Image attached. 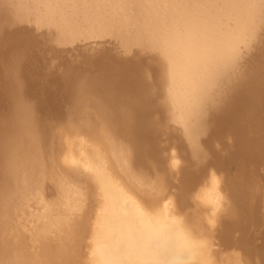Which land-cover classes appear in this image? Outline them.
I'll return each instance as SVG.
<instances>
[{
    "label": "bare ground",
    "instance_id": "6f19581e",
    "mask_svg": "<svg viewBox=\"0 0 264 264\" xmlns=\"http://www.w3.org/2000/svg\"><path fill=\"white\" fill-rule=\"evenodd\" d=\"M10 2L11 4L13 3V5L10 6ZM24 2H26L25 3L26 6L27 4L31 6V7L25 6L26 8L30 7V9L23 8ZM8 12L10 13L8 14ZM24 12L27 13L26 15H24V18L26 20V21L24 20L25 22L29 21V19H26L25 16H27L28 13H30L34 16L33 18L31 17L32 15L30 14L28 15L29 18L31 17L30 21L31 19H35L37 17H38L37 18L38 23L42 21L41 25L39 24V27L45 26V24L43 23H46L47 21V23H49L48 26L55 27L62 34H74L75 35V33L78 32L76 34L78 36V34L82 31L84 32L87 31V33L98 32V34L99 33L105 34L106 32V34L110 33L112 35H115L119 39H121L123 41V44H135V45L139 44V46L143 45V46L149 47V49L151 48V51H153L154 53L156 52L157 54L156 56H158L159 58V62H158L159 66H156V68L159 67L158 77L160 76V80H159L160 83L156 79L155 81H158V83L161 84V87H160L161 88L160 95H162V98H161L162 101H160L161 105L164 107V111L166 112V115H168V117L174 123H177V125L179 124L181 126L180 129H182L184 133L183 136L184 137L186 136L190 144L191 154L193 156L191 157L194 159V163L198 162L200 158H202V154L200 151L201 148L198 146L200 142L198 140H199V136L202 133H205V131L208 130V128L211 126V121H212V124L216 128L221 129L222 128L221 126H224V125L226 128V124L239 123L240 121L238 122L237 121L238 119L239 120L243 119L245 121L246 120L251 121L253 117H254L253 119H256L258 118L256 117L257 116L256 114H258L259 110L261 113H263L264 109L262 108H264L263 106L264 105L263 104L264 102V70L262 69V67L264 65V0H13V1L12 0H0L1 16L3 15L2 13H4V15L7 14L9 16V17L7 16V19H11L12 16H14L12 18L16 19L17 16L15 15H20L21 13L24 14ZM10 14H11V17H10ZM5 18L6 16L4 17V19L0 17V22L6 21V23L9 26L8 27V30H9V28L11 27L10 25L12 24V23L10 24L9 22H11L12 20L7 21V19L5 20ZM19 18L20 16L18 17L17 20L21 23ZM22 18H23V15H22ZM15 19L13 20V24H14ZM18 21H17V24H18ZM32 22H34V20ZM47 23H46V26H47ZM37 24L35 26H37ZM2 26H0V31H1ZM4 26H5V23H4ZM48 28L49 27H47V29ZM48 32H50V30L47 31V33ZM262 32H263V35L261 34ZM2 33H3V30H2ZM12 34H15V33H12ZM110 34L108 35L110 36ZM86 35H89V34H86ZM51 36L54 37L55 39V36H53V34ZM72 37L74 38L73 35ZM56 39H58V37ZM56 39H55V42H56ZM0 40H2V38H0ZM58 40H60V38ZM66 41L68 42V40ZM63 42H65V40ZM252 47L255 49L254 51L257 52L258 54V55L256 53L254 54L256 55V57L254 56V58H256V62L258 60L262 62V63L260 62L262 64V67L261 65L260 66L254 65L252 68L250 67L252 70L255 68L257 69V67L258 68L261 67L259 72L256 70L252 71L250 69V71L252 72L255 71L254 74L250 72L249 69L248 70L247 68L245 69V66L248 63L247 64L245 63L246 65H244V63L242 62L245 70L239 65L240 57L242 54H244L242 53L241 49L250 48L251 50L249 51L251 52ZM256 47H259V48L256 49ZM149 49H146V50L149 51ZM256 50H259V51H256ZM249 51L247 50L246 52H248L250 54V58H252L251 57L253 56L251 55L252 52L250 53ZM98 57H101V56H98ZM242 57H243L242 59H244L243 55ZM254 58L252 59L254 60ZM87 60H89V58H87ZM94 61H99V58L98 60L94 59ZM103 61L104 60H102V62ZM129 63L130 62H127L128 65L133 64V63L131 64ZM260 63L258 62V64ZM94 64L96 63L92 62V66ZM99 64H102V63H98V66ZM112 64H110V66ZM89 65L87 63V69L88 67H92L91 63H89ZM106 65H108V63ZM106 65L104 66L107 67ZM124 65H126V63ZM133 65L137 66L135 63ZM113 66L111 68L109 67L107 68L109 70L110 69L112 70ZM239 66L240 68L243 69V70L241 69L242 72L240 71ZM126 68L130 70L129 67H126ZM134 68L132 67L131 70L133 71ZM106 69L105 71H108L109 74L110 72H113L111 70L109 72V70H106ZM139 69L141 70V68ZM129 70L126 71L125 69L127 73L129 72ZM131 70H130V74L132 75H136L138 72H140L137 69L138 71L135 70L136 72L134 74L131 72ZM243 71L244 72L249 71L250 73H244ZM122 72L124 73L123 70ZM70 73L68 74V76L70 75ZM127 73L126 75H123L124 78L119 75L118 78L120 80L118 78L117 79L121 81L122 78L125 80V76H127V78L131 76V75L128 76ZM71 74H72L70 75L72 76L71 79L75 78L73 76V72ZM51 75L53 77L54 74L52 73ZM54 76L55 77L53 79L55 83L53 82V85L59 82L61 83L63 82L64 84H66L65 80L67 79H64V78H69V81L71 80L70 77L60 76L62 80L64 79L63 81H60L61 78L59 80L57 79L59 77L56 78V75ZM154 76L155 78H158L156 77V75ZM52 77L50 78L52 79ZM132 77H135V76H132ZM87 78L89 79V81H91L89 77ZM87 78L84 79L83 81L85 82L86 80V83H84L85 85L89 84V81L87 83ZM92 78L94 79V76H92ZM99 78L100 77H98V80L101 79ZM152 78L154 77L152 76ZM53 79L51 81H53ZM76 79L75 80L73 79V80L75 82L80 81ZM143 79L145 80L144 77ZM7 80L10 81V79H7ZM45 80L47 81V79ZM45 80H41V81L45 82ZM50 80L46 82L47 84L50 82L49 85L52 84ZM95 80L96 79H94V81H91L90 83L93 82V85H94V82L97 81ZM128 80L130 81L129 78ZM11 81L10 83L13 85V80ZM69 81L67 80V82ZM81 81L79 84L80 87L77 86L75 83H73L72 84L73 88H75L74 87L75 85H76V88L79 87L76 90L80 89L81 86L83 88V86L85 85L83 83L81 85ZM114 81L116 82L115 79ZM119 81L116 82L115 84L113 82L112 84L114 86L116 84L118 85V83L120 84ZM155 81H153V84H157V82ZM131 82L132 80L130 81V83ZM16 83L15 85L17 86ZM71 83H67V84H70V86L69 85L67 86L72 87ZM44 84H42L41 89L43 88ZM127 84L128 83H126L125 85ZM153 84L152 86H155ZM12 85L11 86L5 85V86L9 87V89L10 87H13V88L16 87L15 85L14 86ZM53 85H50V86H53ZM89 85L92 86V84H89ZM117 85H116L117 88L115 87L116 89H119L121 88L120 86H122V85L120 86L118 85L119 86L118 87ZM137 85H135L136 88H137ZM142 85L144 86L145 84H142ZM148 85L146 86V89H148L147 88ZM98 86L99 85H97L96 87L98 88ZM114 86L113 87L111 86V88L109 86H106V87L101 86V87L102 88L108 87L109 89L113 90L112 88H114ZM152 86L149 87L150 90L153 88ZM58 87H63V85L58 86ZM88 87L87 89H83V91L84 92L86 91L87 93V94L85 93L86 94V96L84 95L85 97H88L89 95H91L92 97V95L93 96L95 95V98L94 97L92 98L98 99V97H100L101 95L105 96V97L103 96L100 97V99L102 98L103 101H100V99L98 100L96 99L97 101L93 99L91 100L90 96L88 98L91 100L92 103H94L93 101H95L94 104H96V106L92 105L91 108H93V106L97 107L95 110H93L95 116L91 112L93 116L95 117V120H94V117L91 116L92 114H89V112H87L88 108L86 109L85 108L86 106L81 104L83 99L81 97L80 98L78 97L79 92L77 96L74 94L75 98L77 97L78 99L76 98V101H72L73 105H74V102H77L75 103V105L76 104L78 105L79 104L78 102L81 101L80 105L84 106V110H81V111H85L86 109L85 111L86 113L80 112V109H77L74 106H72L75 108V110L76 109L79 110L80 113H84V115L81 116V119L79 120V122H76L78 120L77 118H74V116L76 115L75 113L77 112V110L76 111L73 110L75 112V113L72 112L74 114L73 120L75 119L76 120L68 121L70 122L68 123L69 126H67V124L65 126L66 131H70V133L68 134L67 132H65V135L68 134L66 135V139L64 138L65 136L61 137L63 131L59 132L61 133V135L57 136V138L59 139L55 137V139H57L60 142H63L65 140V142L63 143L58 142L59 147H61L60 149L63 150L64 154L63 152L61 153L62 150L60 152L57 150L58 151V153L56 152L57 155L59 153L63 155H61L60 157H57L55 153H54L55 155H53L52 154L53 152L51 151L52 149L50 150L49 148L50 145H49L48 148L51 151V152L49 151L51 153L49 156L51 158L48 155L47 156L49 158L45 156L47 161L45 160L44 156H42L43 149L40 150L41 149L40 147H43L44 146L43 144H45L43 142H46L45 147H44L45 151L44 150L43 151L44 153L47 151L46 145H47V141H49L50 139L48 137L47 141L44 139L43 141L42 138H45L46 132L47 134L49 133L51 134L52 131L50 132L49 129H48L49 131H45L46 129L44 128L45 129L44 130L43 127L41 130V127H39V125L37 124L36 119H34L35 117L34 115H37V114L36 113L34 114L33 112L34 114L33 115L32 112H30L34 110V108L33 109L31 108L32 110H29V109L27 110V107H25L26 109L22 108L20 104L21 98L19 99V103H18V100L14 101L15 103L12 102L13 105L16 104L14 111L17 116L14 115V117H12V118H15V122L13 121L14 124L11 125L10 127L7 124L8 128L4 127L2 130L3 131L2 136L0 135L3 138L9 136V134L11 135L10 138H6L7 140L6 143L3 142L0 145V156H1L2 165H3V174H2V179L0 181V264H211V263L213 264L214 260H216L215 262L217 263L218 260L215 259V255H213V253L211 252L213 245L210 244L212 243L210 242V240L212 241V239L210 238L213 237L214 234L213 236H211L210 234L211 236L210 237L208 234V231H209L208 228L210 229L214 226L213 228L215 229L217 225L219 226V224H224L222 223V221L224 222L228 221L226 222L225 226L223 225V229L225 227L224 229L226 230L225 232L229 233L232 231V233H234L233 231L237 229V227L240 228V224H239L240 220L246 215H252L254 213L255 203H250L251 198L250 200H248L249 197L248 198L246 197L245 190L247 188L245 184L239 183L237 180L236 182L233 181L234 184H232L233 182L231 183L229 182L231 180H229L228 184L229 183L232 184V187L230 186L232 190L229 188H228V191H225L224 188H222V190H224L225 193L226 192L230 193V191L233 192L231 194L232 195L234 194L235 197L228 196L230 198L234 197L233 200L232 198L230 200L226 198V194H225V198H226L225 199L224 197H221V195L222 194L224 195V193H222L220 196L218 195V193L222 192V190L219 187L221 191L218 192L219 191L218 184L217 182H215V180H218L217 177L214 176L216 178L215 179L213 178V175L209 173L210 174V175L208 174L209 178L206 175V177L208 178L207 181H208L209 186H207V188L205 189H202V190L200 189L199 191L195 190V192L197 191L196 194L192 193L191 195H189L188 192H191V191L186 189L188 188L187 186L189 184H192L193 180L195 182V179L198 178L197 176L200 177L201 175L204 174L203 169H205V167L204 168L199 167L198 169L196 168V170L192 166L189 167V164L187 165V167H184V168L180 167L181 163H178V161L177 162L173 161V159L176 156H178L177 154L176 156L174 154V158L172 157L173 159L171 158L173 162L171 164H168V166L170 165L171 167V168L169 167V169L171 170L172 168L174 169V171L172 170L173 172L171 170H169L170 172H168V170H164L165 168L163 167L164 162H162V166L160 167L155 163V159L158 157L159 152H157L158 150L154 146V144L157 142L154 143L152 140L153 139L152 137L155 135H158L159 130L156 125L157 123L155 121L149 120L150 118H147L148 112L151 110H149V108L147 110L143 106L144 105L143 99L144 98L147 99L146 96L145 97L143 96L145 95L144 93L145 89L141 90V87L138 88V90L140 89L144 93L143 95L137 94V95H140L139 98L141 96L143 97V99H141L142 97L140 98L143 101V103L140 102L139 104H136L139 102L138 100L140 99L138 98H137L138 100L136 99L138 102L131 100V96L129 95L130 93L128 92H127L128 94H126L125 92L120 98L117 97V99H115L116 97L112 96L113 97L112 98L111 96H109L112 93V92L110 93L109 89H105L104 91L105 92L108 91L110 94H108V92H107L108 95L100 94V91L102 90V88L101 90L99 88V90L95 91L96 87L94 88L92 86L95 92L99 91L97 95L99 94L100 95L96 96V93L95 94L93 93L94 92L93 89H90V91L92 90L93 92L88 94L89 92V91L87 92V90L89 89ZM128 87L130 88L129 84H128ZM13 88H12V91H13L12 95H14L17 92V91L15 92V89L17 87L14 88V90ZM18 88H19V85H18ZM52 88L54 89V86ZM73 88H72V91H73ZM129 88L128 90L127 89L123 90L121 88V90L119 89V91L122 92L123 90L124 92L127 90L131 92V95H132V90ZM46 89L45 91L48 90ZM62 89L60 90L59 93L65 90L64 87ZM69 89L71 91V88ZM17 90L19 91L20 89H17ZM67 90H65V92ZM4 91L6 90L4 89ZM79 91H82V90H79ZM141 91L139 92L141 93ZM133 92L135 91L133 90ZM7 93L8 91L5 94ZM69 93L70 92H68V94ZM101 93H104V92L102 91ZM42 94L43 93H41V96ZM50 94H53V93L50 92ZM82 94L84 93L82 92ZM117 94L121 95L120 93H117ZM125 94L126 96L129 95V98L127 97L128 99L126 98ZM150 94L148 95L149 97L148 100H146L147 102L152 101L153 97H156L157 99L158 96L154 95L153 93L150 96ZM70 95L71 93L69 94V96ZM16 96L17 95H15V97L13 96V98L16 99ZM19 96L21 95L19 94ZM81 96L84 98L83 95ZM48 97H51V96L44 97V99L45 98L48 99ZM60 98H63V97H60ZM88 99L84 98V101L86 100L89 101ZM63 100L61 99V101ZM70 100H72V98ZM157 100H153V105H152V102L149 103V105L151 104L150 106L151 108L156 106ZM59 101L60 100H58V102ZM133 101L136 103H134ZM100 102H103V103L100 104ZM23 103L25 104V102ZM54 104L52 103V105ZM65 104L66 103L64 102V105ZM25 105L28 106V104H25ZM57 105H60V104H57ZM86 105L87 107L91 106V105L88 106L89 104H86ZM46 106L47 105L45 103L44 107ZM82 106H79V107H82ZM12 109L14 108H11V110ZM79 112H77V114H79ZM6 115L8 116V113ZM78 116L80 115H77V117ZM96 117L98 118L96 119ZM259 122L261 123V121ZM259 122L257 123V125H259ZM71 123H74L75 125L73 124L70 125ZM246 123L249 126L248 121H246ZM255 124H252L253 127L256 126ZM7 125L4 124V126H7ZM40 126H43V125H40ZM232 127H234V125ZM238 127H241V128H239L238 130L239 133L237 134L238 136H236L237 140L235 138V141L238 142V143L235 142L238 145V148H236V151L230 152V153L228 152L227 153L228 157L227 156H224L227 158L223 157L225 159V162L223 160H220V157L219 159L215 158L218 156L216 153L217 156H214L215 161L220 160L219 161L220 163L222 161L221 165L222 164L226 165L229 162H233L237 160L236 158H240V159L242 158V161L238 159L239 163L241 162L242 164L238 166L239 164L238 163L237 166L243 167L244 163L249 162L253 156L254 157L256 156L254 153H253L254 155L252 154L253 151H250L252 146L254 147L256 146V149L259 150L260 154L262 155V156L259 155L261 156L260 159H263V163H264V126H262V128H260L259 126V128L262 130H260L261 133L258 132L260 133V135L257 136L256 138L255 137L250 138L252 135V131H251V134L250 132L248 134V136L250 135V137H248L247 134L245 135L244 130H247V129L248 131L252 130L250 127H247V129L242 128V126H238ZM0 128H1V125H0ZM241 129H243V131ZM40 130L45 131V134L43 132L42 134ZM61 130L62 128L60 129V131ZM226 130L224 129V131ZM231 130L232 129L228 131H231ZM236 130L237 128L233 129L234 132ZM8 131H10L11 133L9 132V134L7 135ZM54 132L56 133V131H53L52 133ZM40 133L44 136H42ZM83 133H84V136L82 135ZM53 135L56 136L57 134H53ZM86 135L90 136L89 140H91L92 137L95 138L94 140L97 141V144H99L100 147L95 142L94 143L96 145H89L90 144L89 142H88L89 144L86 145L84 142V140H86L85 138L88 137V136L85 137ZM224 135L222 134L223 137ZM53 137L51 136V138ZM82 137L84 140L82 139ZM223 137H221V139ZM154 139L156 140L155 137ZM218 140H220V138H218ZM2 141H4V139ZM51 143L52 142L50 141V143L48 144H51ZM54 143L52 147L56 145V147L58 148L57 143H55V145ZM203 143L204 141L201 142L200 144L202 145ZM92 146H95V147H92ZM157 146L159 147V144ZM205 146L203 148H205ZM185 147H186V144H185ZM256 149L253 148V150L257 151ZM49 152L47 154H49ZM161 152L162 151H160V153ZM250 152L251 154H249ZM259 152L257 151L255 153H259ZM44 155H46V153ZM52 157H54L55 159L57 157V159L55 160ZM158 159L159 158H157V161ZM183 159H185L184 156H183ZM210 162L212 163V160ZM61 163L63 165L64 164L68 165L67 166L68 168L63 167L65 168V170L62 169L63 165ZM177 163L179 164V166ZM186 163L185 162L183 163L184 166ZM257 164H259V162ZM58 165H62V166L59 167ZM217 166L219 168V165ZM208 169L210 171V168ZM222 169L224 170V168ZM81 170L84 171V173L87 172V176L86 174L84 175V173H82ZM140 171H142L143 173H140ZM174 172H176V174ZM243 172L245 173L244 170ZM146 173L148 176L149 174L150 176H153L152 178L153 181L149 182L151 180L149 178L151 177L147 178L148 176L146 175ZM169 173L171 174L173 173L174 175L180 174L181 177L180 176L178 177L181 179L184 177V179H186V182L184 180L183 181L178 180V181L184 182L182 185H184L185 183H188L189 181V184L185 186L186 187L185 189L181 187V185L178 182V185H180L179 187L183 188L184 190L183 189L180 190L179 188V191H178L179 193L177 194L179 196L176 195L177 198L178 197L180 198L182 196L181 197L182 200L180 199L181 203L176 205V202L179 200V198L177 199L176 202L172 203L173 205L175 203L177 208L175 206H172V204H171L172 207L169 206L170 204L168 203L166 205L163 204L165 200L168 199L169 201V197H170L169 192L171 189L168 190L169 189L168 184L169 185L171 184L170 178L173 176L170 175ZM215 174L216 176L218 175L217 173ZM74 177L76 179L77 177L81 179L85 177L89 181V182L87 181L88 185L90 182L92 183L91 189H93L95 193V197H96V203H95L96 211L94 214H91L92 210L90 207V210H91L90 214L92 215V217H90L89 211H88V214L86 213L87 215L79 213V211L82 210L84 206L83 201L85 202L88 199L86 200L84 199L86 198L85 197L86 195L82 194L81 191H85V190L82 188L80 189V185H78L79 188H77V186H74L75 184L72 185V187L74 186V188H71L69 186L68 181L71 178L75 179ZM178 177L174 179V182H176V184H177L176 180ZM242 177L243 176L241 175L240 179H243ZM205 178L204 179L201 178L203 180V183L206 182ZM46 179L49 182H53L55 186L54 188L55 190H57V194H58L57 199H59L60 202H58L57 199L56 200L54 199V200L56 202V205L57 203L60 205L61 210L59 209V206L57 205L58 207L57 209L60 212L56 211V213L58 212L61 214H59L60 215L58 216L59 218H56L57 216L55 217L54 214L55 215H58V214L53 212L54 213L53 216L55 219L52 218L53 219L52 220L51 218H49V215H48V212L50 211L49 212L50 214L51 210L46 209L47 215H45L46 214L45 212L43 213H44V216H47L50 219V221L49 219L47 220L46 217L45 218L42 217V215L40 217L44 218L46 222L48 221L50 223L43 224L42 223V221L44 222V219H43L41 220V223L43 225L46 224V226L42 225L40 226L41 228H39V225L37 224L38 225L37 226L35 224V227H38L39 230L37 229L36 231L37 233L33 234L32 236L33 238L31 239V242L27 243L28 240L26 239L24 242V239H23L24 234L21 235L20 234L21 232L18 231L20 228L17 230L16 227L18 226L16 225L15 227L16 230H15L12 228L15 225L12 226V224L17 223L16 219L20 216L21 217L24 216L22 219H25V214H27V211H25L26 209L24 205L25 204L27 205V203L31 202L29 201L30 199H33V201L34 199L36 201H40L39 199L41 200L44 199L46 192L44 193L45 195L43 196L42 193L44 191L42 192V189L44 188L43 185ZM147 179L149 180L147 181ZM220 179L221 180L219 181V184L221 185V182L224 179L222 178ZM85 180L83 181L84 183H86ZM232 180H235V179H232ZM224 182L225 180L223 181V183ZM74 183H75V180H74ZM81 183L82 181L79 182V184ZM144 184H146L148 187ZM176 184H173V187L174 185L176 186ZM88 185L87 183L84 184L85 187H87ZM142 185L144 186V188L146 187L147 189L145 188L146 190L144 189V191H142L143 188H141V190H139ZM46 187L47 186H45V188ZM48 187H49V184H48ZM88 187H89L88 188L89 190L90 186ZM166 187H167L166 190L168 191L165 190ZM173 187L171 186V188ZM199 187L203 188V186H199ZM75 188L80 190L81 194L84 195V198L83 196L81 197V194H79L80 192H78L79 195L77 194V192L75 191ZM249 188H250V185H249ZM48 190L50 191V189ZM55 190H52V192H54ZM87 191L83 193H87ZM138 191H141L139 196L138 194L136 195L141 199V200L139 199L140 201L135 196V193H138ZM89 192L90 191H88V193ZM147 192L150 194V196L147 195L148 194ZM141 193H143L144 197L147 195L148 197H150V199L147 197H145L147 199L141 198L142 196ZM252 193L254 194L255 191ZM257 195H260V194H256V196L255 195L254 196L259 198L260 196L258 197ZM95 197H94V200H95ZM183 197H185V199ZM220 197L222 198V200ZM252 198L253 200L255 199L254 197ZM223 199L226 200L223 202L224 205L225 204L228 205V203L232 201L233 202L232 204L229 205V207L225 205V207L226 206L227 207L224 208V205H222L221 203ZM50 200L52 201V199ZM89 200H91V202L94 201L92 200V198H90ZM142 200H146V202H141ZM170 201H172V198ZM52 202L50 204V201H49L50 208L53 207ZM40 204L42 205L41 201H40ZM88 204L90 205V203ZM91 204L93 207L94 206L93 203ZM56 205L54 203L55 207ZM191 205L193 209L189 207ZM207 206H208V209L210 208L213 210L211 212V210L209 209V212L211 213L216 212V214L210 213L209 215H207L208 214ZM23 207H24V213L22 211ZM55 207L53 209L57 210ZM202 207L204 209L206 208L207 212L205 211L203 212L202 210L204 209ZM220 207H222L223 210L225 209V211H222ZM39 209L38 211H40ZM53 209L52 211H55ZM182 209H187V210L189 209L191 213H189V211L188 213H184L187 210H185L184 212H181ZM218 209H220L222 212L218 211ZM87 210L89 209H86V211ZM215 210L218 211L219 215L217 214V211ZM224 212H226V214ZM20 214H24V215L22 216ZM76 214L78 215V217ZM202 214L204 216H202ZM224 214L227 215L228 218L226 217V219H224L225 218L224 216V217H221L224 219L222 220L219 216L224 215ZM241 214H242V217H240ZM243 214L245 216H243ZM30 215L31 214L26 215V216L29 217ZM63 215H64V218L62 217ZM211 215L212 217L213 215L214 216L216 215V219H218V221L219 219H221V223H219L220 221L218 222L216 220L217 224L216 222L215 223L212 222L214 223L213 225L211 223V221L213 220V218L210 217ZM91 218H93V220ZM26 219H27L26 221L28 222L29 218L26 217ZM243 219H246V218H243ZM87 221H88V224L89 222L92 221L89 224L90 227L87 224L88 228H86L85 226V223H87ZM206 221L209 222L210 225L212 224V226H209V224L206 223ZM203 222H205V224L209 226V227L207 226L208 228L206 227L207 230L204 229L205 227L203 228ZM32 223L34 224L33 220H32ZM10 226L13 230H15V232L8 229L10 228ZM35 227L33 228V230H36ZM213 228L210 230H214ZM24 229H27V227ZM9 230L13 232V235L10 234V232H8ZM24 231H26L27 233V230H24ZM52 232L56 234L55 238L53 237L55 234L52 236L53 234ZM210 232L213 233L214 231H210ZM226 236H229V235L225 234V237ZM86 237L88 239L87 244L85 243ZM225 239H229V238H225ZM82 241H84V244H86V249L84 251L82 249V246H83ZM215 242H213V244ZM209 244L211 245L210 246L211 254H209V247H208ZM239 244H241V242ZM217 246H215L216 249H218ZM221 247H219V250ZM251 248H253V246ZM263 249H264V246H263ZM215 251H214V254H215ZM226 252H227V249H226ZM233 252L231 254H234ZM219 254L221 253L219 252ZM211 255H212V258L214 257V259L212 260L213 262H210L212 259L210 258ZM222 256H223V253H222ZM208 258L210 259V261H208ZM238 260L237 262L236 260L235 261L232 260L233 263H230V262L229 263L230 264H240L239 263L240 261ZM259 260H260V256H259ZM249 261L251 263V260ZM227 262L223 264H227ZM245 262L246 264L247 263L250 264L247 261ZM220 263L221 262H218V264ZM258 263H255V264H258Z\"/></svg>",
    "mask_w": 264,
    "mask_h": 264
},
{
    "label": "rangeland",
    "instance_id": "374dc122",
    "mask_svg": "<svg viewBox=\"0 0 264 264\" xmlns=\"http://www.w3.org/2000/svg\"><path fill=\"white\" fill-rule=\"evenodd\" d=\"M13 1V0H12ZM25 3L26 2H24V5H23V8H26L27 6H30L29 4H27V6L25 5ZM11 5H13V3L11 4V2H10V6ZM15 5V4H14ZM26 6V7H25ZM31 7V6H30ZM30 7L29 8H26V9H30ZM12 8V7H11ZM26 11V10H25ZM29 12V11H28ZM10 12H8V14H9ZM3 15L1 16V14H0V17H2L3 19H4V17L6 16V18H5V20L7 19V14H5L4 15V13H2ZM27 13H25L24 12V14L23 13H21L20 15H15V16H17V18L15 19V18H12V17H14V16H12L11 17V14H10V17H11V19H7V21H10V20H12L11 22H9L10 24V28H9V30H8V24L6 23V21L4 22V21H1L0 22V26H4V23H5V26L3 27H1V31H0V38H2V40H0V125H1V128H0V135L2 136V130H3V128L4 127H6V128H8V125H9V127L11 126V125H13L14 124V122H15V118H12V117H14V115H16V113H15V105L16 104H12V102L13 103H15L14 101H17L18 100V103H19V99L21 98L22 100H23V102H25V104H28V106H26L23 102H22V100L20 99V101H21V107L22 108H24V109H26L25 107H27V110L29 109V110H32L33 108H34V110H32V111H30V112H32V114H33V112H34V114L36 113L37 115H34L35 117L36 116H38V117H34V119H36V122H37V124L39 125V127H41V130H42V127H43V129L45 130V131H49L50 130V132L52 131H56V133L54 132V133H52L51 132V134L49 133V134H47V132H46V134H45V131H41V133L43 132L44 134H45V138H42V140L44 139V140H46L47 141V138L49 137V141H47V145H46V149H47V151L49 152L51 149V151L53 152L52 154L53 155H57V153H58V151L60 152L62 149H60L61 147H59V144H58V142H60V141H58L57 139H59V138H57V136H59V135H61V133H59V132H62L63 131V133H62V135H61V137H64L65 139H66V135H68L69 133H70V131H66V128H65V126H66V124H67V126H69L68 125V123H70V122H68V121H71V120H73L74 118H77V120L78 121H76V122H79V120L81 119V116L82 115H84V113H80V112H85L86 111V109H87V112H89V114H94V112H93V110H95L97 107H95L96 106V104H94L95 103V101H93L94 103H92L91 102V100L93 99V100H96V99H94L95 98V95L93 96L92 95V97H94V98H92L91 97V95H89L90 96V99H88L89 98V96L88 97H85L86 96V91L84 92L83 91V89H87V87L88 86H90V87H96L97 85H99L98 86V88L96 89L95 88V91H97V90H99V88H100V90H101V88L103 87V86H109L110 88H111V86L113 87L114 85L112 84L113 82H114V84L116 83V82H118L120 79L118 78L119 77V75L121 76V77H123V75H126V71H128L129 69H127L126 67H129L130 68V70L132 69V67L134 68V66L135 65H133L134 63L138 66V64H139V68H141V70L137 67V66H135V68L133 69V71L131 70V72L132 73H134L135 74V72L136 71H140V72H138L137 74H138V76H137V74L136 75H132V74H130V70H129V72L127 73L128 74V76L129 75H131V76H129L128 78L130 79V81L132 80V82L130 83V81L128 80V78H127V76H125V80L122 78V82L121 81H119L120 82V84L118 83V85L120 86V85H122V86H120L123 90L124 89H127L128 90V84L130 85V88L129 89H131L132 90V95H131V92H129V91H124L123 92V90H122V92L121 91H119V89L121 90V88H119V89H116L117 87H116V85L114 86V88H112L113 90H111V89H109L108 87L107 88H102V90L100 91V94H107V92H105L104 90L105 89H109L110 90V93L112 92H114V93H116V94H110L109 92H108V94H110L109 96H113V97H116L115 99H117V97H121L125 92H126V94H128V93H130L129 95L131 96V100H134V101H137L138 99H140L139 98V96L140 95H137V94H144L145 93V95H143L144 97L146 96V98L147 99H143V97L141 98V99H143V101H144V103H143V101L140 99V100H138L137 102L138 103H136V102H134V103H136V104H139L140 102H142L144 105V107H145V109H147L148 110V108H149V110H151V111H149L148 112V116H147V118H150L149 120H151V121H155L157 124V127H158V135H155V136H153L152 138V140H153V142L155 143V142H157V143H153L154 144V146L157 148V152H159L158 153V157L157 158H159L158 159V161H157V158L155 159V163L160 167V166H162V162H164L163 163V167H165L164 168V170H168V172H170L169 170H171V169H169V167H170V165L168 166V164H171L173 161L175 162H177L178 161V163H181V165L185 162H187L186 164H185V166H184V164L181 166L180 165V167H187V165L189 164V167L190 166H192V167H194L195 168V170H196V168L198 169L199 167H202V168H204L205 167V169H203L204 170V174L203 175H201L200 177L199 176H197L198 178L197 179H195V182H196V184H195V182H194V180H193V183L192 184H189V181H188V183H185L184 185H182L184 182H182L183 180L186 182V179H184V177L181 179V178H179L178 176H180V174L179 175H174L173 173L171 174V173H169L170 175H172L173 177H171V178H173V179H171L170 178V183L172 184H168V190H170V192H169V196L172 198V201H170L171 200V198L169 197V201H168V199L167 200H165L164 202H163V204L164 205H166L167 203L168 204H170L169 206H171V204L173 203V202H176L177 201V199L179 198H177V196H179V195H177L179 192V188H180V190L181 189H185L186 187L185 186H187L188 184V188H186L187 190H190L191 192H188V194L189 195H191L192 193L194 194H196L197 193V191H199L200 189L202 190V189H205V188H207V186H209V184H208V176L211 174V175H213V178H215V177H217V179L218 180H215V182H217V184H218V189H219V191L218 192H220L221 190H222V188H224V190L225 191H228V188L229 189H231V187H232V184H234V182H236V180L239 182V183H243V184H245V186H246V190H245V193H246V197L248 198V200H250V198H251V201H250V203H255V210H254V213L252 214V215H244L243 214V216H245V217H243V218H246V219H241L240 220V228L239 227H237V229H235L233 232L236 234H234V233H232V231L231 232H229V233H227V232H225L226 230H224L225 229V227H224V229H223V225L225 226V224H226V222H228V221H226V222H224V221H222V223H224V224H219V226L217 225V227H215V229L214 230H210V229H212V228H208L209 226H212V224L214 225V223L216 222V224H217V221H218V219H216V215L214 216L213 215V217H212V215L210 216V217H212L213 218V220L211 221V223L212 222H214V223H212L211 225L209 224V222H207L206 221V223H208L209 224V226L207 225V224H205V222H203V228L205 229V230H207L206 229V227L208 228V234H209V236H210V234H211V236H213V234H214V236L213 237H211L210 239H212V241L210 240V242H212V243H210V244H212L213 246V248L210 250V244H209V254H211L210 253V251L213 253V255H215V259H217L218 260V262H221L220 264H223V263H226L227 261V264L230 262V263H233V261L232 260H236V262H237V260L238 261H240L239 263L241 264H246V262L245 261H247V262H249L250 263V261L249 260H251V263L250 264H255V263H258V264H264V249H263V246H264V220H263V218H264V214H262V213H264V168H263V166H264V163H263V159H260L261 158V154H260V152H259V150H257L256 149V146L254 147V146H252V148H251V150L250 151H253L252 152V154L254 153L256 156L254 157H252V159L249 161V162H246V163H244V165H243V167L242 166H240V167H238L240 164H242L241 162L239 163V161H238V159H240V158H236L237 160H235V161H233V162H229V163H227L226 165L224 164H222L221 165V163H222V161H221V163L219 162L220 160H223L224 162H225V159L224 158H227L228 157V152L230 153V152H234V151H236V148H238V145H237V141H235V138H236V136H238L237 134L239 133V128H241V127H238V126H242V128H245V129H247V127H250L252 130H250V131H248V129L247 130H244V133H245V135L247 134V136H248V134H249V132H250V134H251V131H252V135H251V137H250V135L248 136V137H250V138H252V137H257V136H259L260 135V133H261V131L260 130H262V129H260V128H262V126H264V110H263V113H261L260 112V110H259V112H258V114H256L255 116L256 117H258V118H256V119H251V121H253V122H251L250 120H246V121H248V124H249V126L247 125V123H246V121L245 120H243V119H238L237 121L240 123H237L238 124V126H237V124H226V128H225V125L224 126H221L222 128L220 129V128H216L213 124H212V121H211V126L210 127H212V128H208V130H206L205 131V133H202L200 136H199V142L201 143V142H203L204 141V143L201 145L199 142V144H198V146L201 148L200 149V151H201V154H202V158H200V160L198 161V162H195L194 163V159L192 158L193 156H192V154H191V148H190V144H189V142H188V140H187V138H186V136L184 137L183 135H184V133H183V131H182V129H180L181 128V126L178 124L177 125V123H174L169 117H168V115H166V112L164 111V107L161 105V102L160 101H162V95H160L161 94V91H160V87H161V84H159L160 83V76L158 77V72H159V70H158V68L159 67H157L156 68V66H159V58H158V56H156L157 54H156V52L154 53L153 51H151V48L149 49V47H146V46H143V45H140L139 46V44H123V41L121 40V39H119L118 37H116L115 35H112V34H110V33H107L106 34V32H105V34L103 33V34H98V32H89V33H87V31H82V32H80L79 34L82 36H80L79 34H78V36L76 35L77 33H75V35L77 36H75L74 34H62L60 31H58L55 27H53V26H48V24L49 23H47V21H46V23H47V26H46V23H43V24H45V26H41V27H39V24L41 25V22L42 21H40V23H38L37 22V18H35V19H31V21H30V18L31 17H33L34 18V16L32 15V14H30V13H28V15L30 14V15H32L30 18H29V16H28V18H27V16H25L26 17V19H29V21H27V22H25L26 20H25V18H24V15H26ZM22 15H23V18H22ZM20 16V21H21V23L17 20L18 19V17ZM9 17V16H8ZM3 19H1V20H3ZM15 19V21H14V24H13V20ZM18 21V24H17V21ZM25 20V21H24ZM34 20V22H32ZM23 21V22H22ZM36 21V22H35ZM4 22V23H3ZM30 22V23H29ZM45 22V21H44ZM1 23H2V25H1ZM16 23V24H15ZM32 23H34V24H32ZM37 24V26H35L36 24ZM6 24H7V26H6ZM42 24V25H43ZM47 27H49L48 29H47ZM3 28V29H2ZM7 28V29H6ZM52 28V29H51ZM12 29V30H11ZM18 29V30H17ZM2 30H3V33H2ZM49 31L50 30V32H48L47 33V31ZM51 31H52V33H51ZM5 32V33H4ZM19 32V33H18ZM12 33H15V34H12ZM82 33V34H81ZM94 33V34H93ZM4 34V35H3ZM12 34V35H11ZM53 34V36H55V39L58 37V39L60 38V40H62V41H60V40H58V39H56V42H55V39H54V37H52L51 35ZM56 34H58V35H56ZM85 34V35H84ZM86 34H89V35H86ZM92 34V35H91ZM108 34H110V36L108 35ZM262 35H263V32L261 33ZM8 35V36H7ZM15 35V36H14ZM72 35L74 36V38L72 37ZM2 36H4V37H2ZM57 36V37H56ZM84 36V37H83ZM86 36V37H85ZM114 36H115V38H114ZM8 37V38H7ZM77 39H76V38ZM80 37V38H79ZM4 38V39H3ZM118 38V39H117ZM20 39V40H19ZM74 39V40H73ZM54 40V41H53ZM65 40V42H63ZM66 40H68V42L66 41ZM70 40V41H69ZM72 40V41H71ZM59 42V43H58ZM61 42H63V43H61ZM130 45H132V46H130ZM139 47H138V46ZM137 46V47H136ZM127 47V48H126ZM130 48V49H129ZM142 48V49H141ZM143 48H145V49H143ZM259 47H256V49H258ZM141 49V50H140ZM146 49H149V51L148 50H146ZM243 49H245V48H242L241 49V51H242V53H244L245 54V52L248 50H251L250 48L249 49H245V50H243ZM139 50V51H138ZM255 49L252 47V53H251V55H253V56H251L252 58H254V56L256 57V55H254L255 53L257 54V52H255L254 51ZM244 51V52H243ZM254 51V52H253ZM256 51H259V50H256ZM152 52V53H151ZM244 54H242L243 56H244V59H242L243 57H242V55H241V57H240V60H239V65L244 69V67H243V63H244V65H246L247 63V65L246 66H248V67H246L245 66V69L247 68V70L249 69V71H250V69L254 66V65H258V66H260L261 65V67H262V62L260 61V60H258L257 62H256V58H254V60L252 59V58H250V54L248 53V52H246V54L244 55ZM258 55V54H257ZM98 56H101V57H98ZM246 56V57H245ZM249 56V57H248ZM87 58H89V60H87ZM97 58V59H96ZM98 58H99V61H94V59L95 60H98ZM106 59H108V60H110V61H108V60H106ZM84 60V61H83ZM85 60H87V61H85ZM100 60H101V62H100ZM102 60H106L105 62H104V64H103V62H102ZM95 62L96 64H94L93 66H92V62ZM125 61H127V62H130L129 64H131V63H133V64H131V65H128L127 64V62H125ZM247 61V62H246ZM249 61V62H248ZM85 62H87L88 63V65H89V63H91V66L92 67H88V69H87V63H85ZM102 63V64H99V66H98V63ZM111 62V63H110ZM114 62V63H113ZM126 63V65H124L125 63ZM138 64H137V63ZM243 62V63H242ZM253 63V64H251V63ZM258 62L260 63V64H258ZM108 63V65H106ZM113 63V64H112ZM246 63V64H245ZM255 63V64H254ZM110 64H112L111 66H110ZM251 64V65H250ZM104 65H106L107 67H109V68H111L113 65V69L111 70V71H113V72H110V70L107 68V67H105ZM128 65V66H127ZM250 65V66H249ZM90 66V65H89ZM105 68H104V67ZM240 66H239V68H240ZM251 67V68H250ZM255 67H257V66H255ZM261 67H257V69L255 68V69H253V70H256V71H260V69H261ZM104 68V69H103ZM107 68V69H106ZM242 68H240V71L242 72ZM105 69L106 70H109V72H110V74L108 73V71H105ZM125 69H126V71H125ZM138 69V70H137ZM242 69V70H241ZM244 69V70H245ZM262 69L264 70V65H263V67H262ZM122 70L124 71V73L122 72ZM136 70V71H135ZM252 70V69H251ZM252 70V71H253ZM120 71H121V73H120ZM156 71H157V73H156ZM244 72V73H250V72H252V71H250V72ZM73 72V76L75 77V78H72L71 79V77L72 76H70V75H72L71 73ZM107 72V73H106ZM153 72H154V74H153ZM54 74V75H56V78L57 77H59V78H57V79H59L60 80V78L62 77V76H64V77H70V81H69V78H64V79H67L69 82H67V80H65V82H66V84H64L63 82V84L61 83V82H59V80H58V82L59 83H57V84H59V85H57V84H55V85H53V82L55 83V81H54V75H53V77H52V75L51 74ZM70 73V75L68 76V74ZM80 76H78L77 74ZM156 73V74H155ZM253 74L255 73V71L254 72H252ZM48 74H50V75H48ZM141 74V75H140ZM252 74V75H253ZM47 75H48V77H47ZM77 77H76V76ZM96 75H97V77H96ZM154 75H156V77H158V78H155V76ZM247 75V74H246ZM61 76V77H60ZM92 76H94V79H96L95 81L96 82H94V85H93V82L92 83H90L91 81H94V79L92 78ZM132 76H135V77H132ZM137 76V77H136ZM143 76L144 78H145V80L143 79V77L141 78V77ZM152 76L154 77V78H152ZM46 77V78H45ZM50 77H52V79H53V81H51L52 79L50 78ZM87 77H89L90 78V80L91 81H89V79L87 78ZM96 77V78H95ZM98 77H100L99 79L100 80H98ZM47 79V81L45 80V79ZM51 80H50V79ZM55 78V79H56ZM77 78V79H76ZM79 78V79H78ZM81 78V79H80ZM87 78V83H88V81H89V84H92V86L91 85H89V84H87V85H85L84 83H86V80H85V82H83L84 81V79H86ZM119 80H118V79ZM127 78V79H126ZM137 78H139V79H137ZM147 78V79H146ZM5 79V80H4ZM7 79H10V81L11 80H13V85L10 83V81L9 80H7ZM56 79V80H57ZM63 79V80H64ZM76 79V80H82L81 81V85H82V83L86 86V88H85V86H83V88H82V86H81V88L80 89H78V90H76L77 88H79L80 87V81L79 82H75L74 80ZM93 79V80H92ZM114 79L116 80V82L114 81ZM155 79L156 80H158L159 81V83H158V81H155ZM8 82H7V81ZM41 80H45V82L44 81H41ZM51 81V83L52 84H50V85H53L54 86V89L52 88L53 86H50L49 85V83L47 84L46 82H48V81ZM62 80V78H61V80L60 81H63ZM5 81V82H4ZM71 81H72V83H71ZM74 81V82H73ZM125 81H127V82H125ZM153 81H155V82H157V84H153ZM12 82V81H11ZM17 82V83H16ZM42 82H44V83H42ZM98 82V83H97ZM103 83V85H102V83ZM142 82V83H141ZM7 85V86H14L15 85V83L17 84V88L16 87H14V88H16L15 89V92L17 93H15L14 95H12L13 94V91H12V88L13 87H10V89H9V87H6L5 85ZM9 83V84H8ZM67 83H71V85L73 84V83H75L77 86H79V87H77L76 88V85L74 86L75 88H73V85H72V87H69L70 86V84H67ZM96 83H97V85H96ZM100 83H101V85H100ZM124 83V84H123ZM126 83H128L127 85H125ZM148 83H149V85H148ZM2 84V85H1ZM41 84V85H40ZM42 84H44L43 85V90L41 89V87H42ZM63 85V87L65 88V90H67L68 92H70L71 93V95L69 96V94H68V92L66 91L65 92V90L64 91H61V93H63V94H61V93H59L60 92V90L63 88V87H58V86H62ZM140 85V86H138V85ZM142 84H145L144 86L142 85ZM148 85V89H146V86ZM152 84L153 85H155V86H152ZM18 85H19V88H18ZM48 87H46V86ZM67 85H69V86H67ZM111 85V86H110ZM117 85V86H118ZM124 85V86H123ZM131 85H133V86H131ZM135 85H137V88H136V86ZM45 86V87H44ZM56 86H57V88H56ZM66 86H67V88H66ZM102 86V87H101ZM118 86V87H119ZM126 86V87H125ZM142 86H143V88H142ZM150 86H152L153 88L150 90ZM159 87V88H157V87ZM6 87V88H5ZM50 87V88H49ZM90 87H88L89 89L87 90V92H88V94H90V93H92L93 91H94V89H93V87L92 88H90ZM116 87V88H115ZM125 87V88H124ZM128 87V88H127ZM141 87V90H144V93H143V91H141L140 89L138 90V88H140ZM14 88H13V90H14ZM48 90H47V89ZM52 88V89H51ZM69 88H71V91H72V88H73V91L71 92L70 91V89ZM135 88V89H134ZM4 89L6 90V91H4ZM17 89H20L19 91L17 90ZM45 89L48 91H45ZM56 89V90H55ZM74 89H75V91H74ZM90 89H93V91L91 90L90 91ZM157 89H159V90H156ZM51 90V91H50ZM63 90V89H62ZM79 90H82V91H79ZM115 90V91H114ZM130 90V91H131ZM133 90L135 91V92H133ZM138 90V91H137ZM155 90V91H154ZM8 91V93L7 94H5L6 92ZM10 91V92H9ZM12 91V92H11ZM43 91V92H42ZM51 93H53V94H50V92ZM55 93H54V92ZM93 92L94 94L96 93V96H99V95H97V93H99V91L98 92ZM104 92V93H101V92ZM139 91H141V93L139 92ZM160 91V92H159ZM78 92H79V95H78V97L80 98H82L83 99V101H84V98H86V99H88L89 101H82V103H81V101L80 102H78L79 104L76 106L75 105V103H77V102H74V105H73V102L72 101H76V98H75V95L77 96V94H78ZM82 92L84 93V94H82ZM128 92V93H127ZM138 92V93H137ZM41 93H43L42 94V96H41ZM72 93H73V95H74V97H73V95H72ZM86 93V94H85ZM117 93H120L121 95H118ZM134 93V94H133ZM146 93H148V94H146ZM154 94V95H156V96H158L157 97V99H159V100H157L156 99V97H153V100H157L156 101V106L155 107H153V108H151L150 106H151V104L149 105V103L150 102H152V105H153V100L152 101H146V100H148V95L149 94ZM155 93H157V94H155ZM19 94L21 95V96H19ZM57 94V95H56ZM107 94V95H108ZM126 94H125V96H126ZM151 94H150V96H151ZM11 95V96H10ZM15 95H17L16 96V99L15 98H13V96L15 97ZM81 95H85L84 96V98L81 96ZM106 95V96H107ZM116 95V96H115ZM129 95H127L126 96V98L128 97L129 98ZM47 96H51V97H48V99L47 98H45L44 99V97H47ZM65 96V97H64ZM67 96V97H66ZM101 96H103V97H105L104 95H101ZM100 96V97H101ZM59 97V98H58ZM60 97H63V98H60ZM72 98V100H70L71 98ZM100 97H98V99H100ZM112 97V98H113ZM261 97V96H260ZM66 98V99H65ZM68 98V99H67ZM74 98V99H73ZM127 98V99H128ZM138 98V99H137ZM155 98V99H154ZM61 99L63 100V101H61ZM78 99V98H77ZM97 99V100H98ZM137 99V100H136ZM51 100V101H50ZM53 100V101H52ZM57 100V101H56ZM58 100H60L59 102H58ZM81 100V99H80ZM96 100V101H97ZM46 101V102H45ZM50 101V102H49ZM55 101H56V103H55ZM70 101V102H69ZM79 101V100H78ZM100 101H103V99L101 98L100 99ZM104 101H105V99H104ZM27 102V103H26ZM46 103V107H44L45 106V103ZM48 102H49V104H48ZM64 102L66 103L65 105H64ZM69 102V103H68ZM89 102V103H88ZM155 102V101H154ZM52 103L54 104V105H52ZM80 103L82 104V105H85L86 107V109H85V111H81V110H84V106H82V105H80ZM84 103V104H83ZM91 103V104H90ZM103 102H100V104H102ZM160 103V104H159ZM41 104H43V105H41ZM57 104H60V105H57ZM70 104V105H69ZM86 104H89L88 106H90V107H87V105ZM146 104V105H145ZM155 104V103H154ZM263 104H264V102H263ZM262 104V105H263ZM9 105H10V107H9ZM14 107H13V106ZM18 105V104H17ZM49 105V106H48ZM69 105V106H68ZM92 105H95V106H93V108H91L92 107ZM159 105H161V106H159ZM20 106V105H19ZM19 106H17V107H19ZM50 106H52V107H50ZM72 106H74L75 108H77V109H80V112H79V110H77V112H79V114H77V112L75 113L74 111H76L75 110V108L74 107H72ZM79 106H82V107H79ZM264 106V105H263ZM44 107V108H43ZM54 107V108H53ZM57 107V108H56ZM79 107V108H78ZM11 108H14V109H12L11 110ZM32 108V109H31ZM74 108V109H73ZM83 108V109H82ZM155 108V109H154ZM161 108V109H160ZM71 109H72V111H71ZM262 109H264V108H262ZM261 109V110H262ZM74 110V111H73ZM89 110V111H88ZM163 110V111H162ZM13 112V114H12V112ZM36 111V112H35ZM60 111V112H59ZM5 114H4V113ZM72 112H74L76 115L74 116V114L72 113ZM92 112V113H91ZM8 113V116L6 115ZM70 113V114H69ZM86 113V112H85ZM134 113V112H133ZM55 114V115H54ZM88 114V113H87ZM88 114V115H89ZM93 114L91 115V116H93ZM260 114V115H259ZM66 115V116H65ZM77 115H80V116H78L77 117ZM259 115V116H258ZM17 116V115H16ZM73 116H74V118H73ZM94 116H95V114H94ZM93 116V117H94ZM99 116V115H98ZM260 116H261V118H260ZM57 117V118H56ZM84 117V116H83ZM92 117V118H93ZM10 118H12V119H10ZM98 117H96V119H97ZM248 119V118H247ZM257 119H259V120H257ZM260 119H262V120H260ZM39 120V121H38ZM76 120V119H75ZM75 120H73V121H75ZM94 120H95V117H94ZM14 121V122H13ZM242 121H244V122H242ZM259 121H261V123L259 122ZM39 122H40V124H39ZM67 122V123H66ZM75 122V123H76ZM171 122V123H170ZM241 122H242V124H241ZM259 122V125H257V123ZM170 123V124H169ZM256 123V124H255ZM263 123V124H262ZM4 124L5 125H7V126H4ZM48 124H49V126H48ZM75 125L74 123H71L70 125ZM209 124H210V122H209ZM252 124H255L256 126H254L253 127V125ZM261 124H262V126H261ZM40 125H43V126H40ZM47 127H45V126ZM77 125H78V123H77ZM76 125V126H77ZM234 125V127H232ZM247 125V126H246ZM229 126H230V128H229ZM245 126V127H244ZM259 126H260V128H259ZM49 127V128H48ZM57 127V128H56ZM78 127H80V126H78ZM214 127V128H213ZM53 128V129H52ZM62 128V130L60 131V129ZM236 129L237 128V130L234 132L233 131V129ZM249 128V129H250ZM259 128V129H258ZM39 129V128H38ZM49 129V130H48ZM59 129V130H58ZM64 129H65V131H64ZM219 129H220V131H219ZM224 129L226 130V131H224ZM230 129H232L231 131H228V130H230ZM212 132H211V131ZM219 132H217V131ZM242 131H243V129H241ZM240 130V131H241ZM259 130V131H258ZM39 131V132H40ZM57 131H58V133H57ZM238 131V132H237ZM248 131V132H247ZM9 132L10 131H8V133H7V135L9 134ZM65 132H67L68 134H66L65 135ZM210 132V133H209ZM225 132V133H224ZM226 132H227V134H226ZM231 132H232V134H231ZM237 132V133H236ZM247 132V133H246ZM254 132V133H253ZM256 132V133H255ZM258 132H260V133H258ZM11 133V132H10ZM40 133V134H41ZM42 133V134H43ZM216 133V134H215ZM230 133V134H229ZM241 133V132H240ZM41 134V135H42ZM53 134H57L56 136H54ZM182 134V135H181ZM222 134L224 135V137L222 136ZM48 135V136H47ZM49 135H51L53 138H51V136H49ZM83 136H84V133L82 134ZM91 135V134H90ZM231 135V136H230ZM0 136V145L4 142V143H6L7 142V140H6V138H10L11 137V135L9 134V136H7V137H5V138H3V137H1ZM42 136H44V135H42ZM41 136V137H42ZM89 138H88V137ZM157 136V137H156ZM55 137L57 138V139H55ZM60 137V138H61ZM85 137H87V138H85L86 140H84L83 139V137H82V139L84 140V142H85V144L86 145H88L89 143V145H96L97 144V141H95L94 139L95 138H93L92 136V138H91V140H89L90 139V136L89 135H86ZM154 137L156 138V140L154 139ZM216 137V138H215ZM221 137H223L222 139H221ZM63 138V139H64ZM218 138H220V140H218ZM4 139V141H2ZM52 139V140H51ZM88 139V140H87ZM145 139V138H144ZM147 139V138H146ZM149 139V138H148ZM43 140V141H44ZM54 140V141H53ZM55 140H57V141H55ZM160 140V141H159ZM206 140H208V141H206ZM236 140H237V138H236ZM50 141L52 142L51 144H48V143H50ZM91 141V142H90ZM231 143H230V142ZM57 143V145H58V148L60 149H58L57 147H56V145H55V143ZM63 142H65V140L63 141ZM63 142H60V143H63ZM89 142V143H88ZM96 144H95V143ZM150 142H151V140H150ZM205 142H207V143H205ZM210 142V143H209ZM235 142H237V143H235ZM43 143H45L46 144V142H43ZM53 143H54V145L55 146H53L52 147V145H53ZM94 143V144H93ZM45 144H43L44 146L43 147H40L41 149L40 150H44V147H45ZM159 144V147L157 146ZM185 144H186V147H185ZM206 146H205V145ZM208 144V145H207ZM211 144H212V146H211ZM42 145V144H41ZM50 145V150H49V148H48V146ZM64 145H65V143H64ZM98 146H99V144H97ZM211 146V148H210V146ZM202 146V147H201ZM205 146V148H203ZM230 146V147H229ZM92 147H95V146H92ZM100 147V146H99ZM213 147V148H212ZM57 148V149H56ZM162 148V149H161ZM185 148V149H184ZM253 148H255L259 153H255V152H257V151H255V150H253ZM209 149V150H208ZM215 149V150H214ZM42 150V156H44V158H45V160H46V157L45 156H49L51 153V151L49 152V154H47L48 152L46 151L45 153H46V155H44L45 153H44V151ZM54 150V151H53ZM58 150V151H57ZM230 150V151H229ZM160 151H162L161 153H160ZM187 151V152H186ZM212 151H213V153H212ZM255 151V152H254ZM57 152V153H56ZM63 152V150L61 151V153ZM203 152V153H202ZM55 153V154H54ZM182 153V154H181ZM184 153V154H183ZM186 153V154H185ZM216 153H217V155H216ZM60 154V153H59ZM58 154V155H59ZM63 154H64V152H63ZM63 154H60L59 156L57 155V157H60L61 155H63ZM162 154V155H161ZM173 154V155H172ZM174 154H175V156H176V154L178 155V156H176L175 158H174ZM212 154V155H211ZM249 154H251V152L249 153ZM253 154V155H254ZM53 155H51V156H53ZM221 155V156H220ZM258 155V156H257ZM259 155H261V156H259ZM47 156V158H49ZM170 156V157H169ZM183 156H184V158L185 159H183ZM188 156V157H187ZM192 156V157H191ZM210 156H212V157H210ZM214 156H217V157H215V158H217V159H219V157H220V160H217V161H215V159H214ZM224 156H227V157H224ZM55 157V156H54ZM54 157H52V158H54ZM57 157H56V159H57ZM161 157V158H160ZM175 159H173V158ZM223 159H222V158ZM51 158V157H50ZM165 158V159H164ZM173 159V161H172V159ZM178 158V159H177ZM206 158V159H205ZM55 159V158H54ZM53 159V160H54ZM55 159V160H56ZM191 159V160H190ZM254 159V160H253ZM179 160H180V162H179ZM185 160H187V161H185ZM208 160H212V163L210 162V161H208ZM215 162H214V161ZM262 160V161H261ZM47 161V160H46ZM240 161H242V158L240 159ZM255 161H257V162H255ZM169 162V163H168ZM207 162V163H206ZM237 162V163H236ZM259 162V164H257ZM48 163V162H47ZM57 163V162H56ZM177 163V164H178ZM239 163V164H238ZM261 163H263V164H261ZM60 164V163H59ZM62 164V163H61ZM199 164V165H198ZM214 166H213V165ZM234 164H236V165H234ZM237 164H238V166H237ZM248 164V165H247ZM63 165V164H62ZM62 165H58L59 167H61ZM65 165V164H64ZM62 166V169H64L65 170V168H68L67 166L68 165H65V166ZM217 165H219V168H218V166ZM222 167H221V166ZM246 165V166H245ZM178 166H179V164H178ZM234 166V167H233ZM244 166H245V168H244ZM249 166H250V168H249ZM58 167V168H59ZM63 167H65V168H63ZM179 167V168H180ZM191 167V168H192ZM214 169H213V168ZM171 168V167H170ZM193 168V169H194ZM202 168H201V170H202ZM208 168H210V171H209V169ZM217 168V169H216ZM222 168H224V170L222 169ZM228 168H230V169H228ZM236 168H237V170H236ZM248 168V169H247ZM137 169H138V167H137ZM136 169V170H137ZM208 169V170H207ZM235 169V170H234ZM242 171H241V170ZM248 171H247V170ZM253 169V170H252ZM59 170V169H58ZM61 170V169H60ZM67 170V169H66ZM172 170L174 171V169L172 168ZM171 170V171H172ZM176 170V169H175ZM213 172H212V171ZM243 170L245 171V173L243 172ZM82 171V170H81ZM172 171V172H173ZM177 171V170H176ZM65 172V171H64ZM213 174H212V173ZM233 172V173H232ZM247 172V173H246ZM256 174H255V173ZM82 173H84V171H82ZM140 173H143L142 171H140ZM175 174H176V172H174ZM207 173V174H206ZM210 173V174H209ZM215 173H217L218 175L216 176V174ZM232 173V174H231ZM242 173V174H241ZM252 173V174H251ZM2 174H3V165H2V160H1V156H0V181H1V179H2ZM86 174V176H87V172L86 173H84V175ZM209 174V175H208ZM237 176H236V175ZM83 175V176H84ZM145 175V174H144ZM146 175H147V173H146ZM152 175V174H151ZM206 175H207V177H206ZM239 175H240V177H241V175L243 176L242 178L243 179H240V177H239ZM253 175V176H252ZM148 176V175H147ZM146 176V177H147ZM215 176V177H214ZM220 176V177H219ZM230 176V177H229ZM149 177H151V178H149ZM176 177H178L177 178V184H176V182H174V179H176ZM181 177V176H180ZM207 179H206V178ZM211 177V176H210ZM67 178H69V177H67ZM72 178H73V176H72ZM70 179L69 181H68V184H69V186L71 187V188H74V186H77V188H79L78 187V185H80V189L82 188V189H84L85 191H81L82 192V194H84V195H86L85 197L86 198H84V195H82L81 194V192H80V190H78V189H76L75 188V191L77 192V194H78V192H80L79 194H81V197L83 196V198L86 200V199H88V200H86L85 202L83 201V204H84V206H83V208H82V210H83V212H82V210H80L79 211V213L80 214H85V215H87L88 214V211H89V214L91 213L90 211L92 210V213L91 214H94L95 213V209H96V197H95V193H94V191H93V189H91V186H92V183L90 182L89 183V185H88V179L87 178H78L77 177V179L75 178V179ZM147 178H149V179H151L149 182H151V181H153V176H150V174H149V176L147 177ZM204 179L205 178V183H203V180L202 179ZM220 178H222V179H224L225 180V185H224V183H223V181L221 182V185L219 184V181L221 180ZM237 178V179H236ZM244 178H246V179H244ZM249 178V179H248ZM252 178V179H251ZM86 179V180H85ZM149 179H147V181L149 180ZM216 179V178H215ZM232 179H235V180H232ZM73 180V181H72ZM74 180H75V183H74ZM85 180V182L87 183V185L88 186H90V189L88 190V186L87 187H85L84 186V184H86V183H84L83 181ZM178 180H182V181H178ZM211 180H212V178H211ZM229 180H231V181H229ZM240 180H241V182H240ZM245 180H246V182H245ZM45 181V180H44ZM46 181H47V179H46ZM44 182V185H43V187L45 188V186H47L48 187V184H49V187L47 188V190L48 189H50V191L48 190H46V188L44 189H42V194H43V196H44V199L43 200H41V199H39L40 201H41V203H42V205L40 204V201H36L35 199H34V201H33V199H30L29 201H31V202H29V203H27V205L25 204L24 205V207H25V211H27V214H25V219H22L24 216V214H20V215H22L23 217H21L20 215V217H18L16 220H17V223H15V224H12V226L13 225H15V226H13L12 228L13 229H15L16 230V228H17V230L19 231V232H21L20 234L22 235V234H24L23 236V239H24V242H25V239L26 240H28V242L27 243H29V242H31V239L33 238L32 236H33V234H35V233H37L36 231H37V229H38V227H35V224L37 225H39V228H41L40 226H42L44 223H47V224H49L50 222H46V220L44 219L45 217H46V219L48 220L49 218H54V216L56 217V218H59L58 216H60L59 214H61V213H56V211H59L57 208V205L59 206V209H60V205L57 203V205H56V202H55V200L57 199V190H55V186H54V184H53V182H49V181H47V182ZM80 181H82V185L81 184H79V182ZM88 181V182H87ZM173 181V182H172ZM213 181H214V179H213ZM228 181L229 182H233L232 184L231 183H229L228 184ZM49 182V183H48ZM148 182V183H149ZM178 182H179V184L181 185V187H183V188H181V187H179L180 185H178ZM182 182V183H181ZM201 182V183H200ZM248 182V183H247ZM48 183V184H47ZM73 183V184H72ZM222 183H223V185H222ZM247 183V184H246ZM75 184V185H74ZM91 184V185H90ZM173 184H176V186L174 185V187H173ZM200 184V185H199ZM72 185H74L73 187H72ZM144 185H146V184H144ZM249 185H250V188H249ZM50 186H51V188H50ZM82 186V187H81ZM147 186V185H146ZM171 186L173 187V188H171ZM198 186V187H197ZM199 186H203V188H201V187H199ZM225 186H227V187H225ZM231 186V187H230ZM148 187V186H147ZM167 187L165 188V190L167 189ZM176 187H178V188H176ZM221 188V190H220V188ZM53 188V189H52ZM141 188H143L142 189V191H144V189L146 188H144V186L142 185L141 187H140V189L139 190H141ZM191 188V189H190ZM55 190L54 192H52V190ZM147 189V188H146ZM145 189V190H146ZM183 189V190H184ZM73 190V189H72ZM90 191L89 193H88V191ZM168 190H166V191H168ZM195 190H197L196 192H195ZM224 190H222V192H220V193H218V195L220 196L222 193H224V195L222 196L221 195V197H224L225 198V194H226V198H228V199H230L231 200V198L230 197H228V196H234V194L232 195L231 193H233V192H231L230 190V193L228 192H226L225 193V191ZM232 190V189H231ZM248 190V191H247ZM254 192L255 191V193L253 194L252 192ZM87 191V193H83V192H86ZM137 191V190H136ZM173 191V192H172ZM224 191V192H223ZM257 191H258V193H257ZM46 192V193H45ZM140 192L141 191H138V193H135V196L138 194V196L140 195ZM45 193V194H44ZM52 193H53V195H52ZM148 193V192H147ZM146 193V194H147ZM173 193V194H172ZM181 193V192H180ZM252 193V194H251ZM78 194V195H79ZM88 194V195H87ZM93 194H94V196H93ZM175 194V195H174ZM256 194H260V195H257L259 198H257V197H255L256 196ZM141 198H145V197H147V198H149L150 199V197H148V196H150V194L148 193L145 197L143 196V193H141ZM173 195V196H172ZM177 195V196H176ZM255 195V196H254ZM88 196V197H87ZM93 196V197H92ZM138 196H136V198L139 200L140 198L138 197ZM46 197V198H45ZM52 197H54V198H52ZM56 197V198H55ZM94 197H95V200H94ZM182 197V196H181ZM181 197L179 198V200L176 202V205H178L179 203H181L180 201L182 200L181 199ZM220 197V198H221ZM235 197V196H234ZM233 197V198H234ZM252 197H254L255 199L253 200V198ZM39 198V197H38ZM90 198H92V200H94V201H92L91 202V200H89ZM147 198H145V199H147ZM175 198V199H174ZM184 199H185V197H183ZM189 198V197H188ZM192 198V197H191ZM225 198V199H226ZM233 198H232V200H233ZM258 200H257V199ZM50 199H52V201L55 203V205H56V207L54 206V203L50 200ZM181 199V200H180ZM190 199V198H189ZM46 200V201H45ZM58 200V202H60V200L59 199H57ZM141 200V199H140ZM139 200V201H140ZM221 200H222V198H221ZM229 200V201H230ZM257 202H256V201ZM43 201V202H42ZM49 201H50V204H51V202H52V208H50L49 206H50V204H49ZM88 201V202H87ZM224 201H226V200H224L223 199V201H221V203H222V205H224ZM228 201V202H229ZM255 201V202H254ZM27 202V201H26ZM35 202V203H34ZM38 202V203H37ZM141 202H146V200H142ZM233 202V201H232ZM232 202H230V203H228V205L227 204H225V205H227L228 207H229V205L230 204H232ZM32 203H33V205H32ZM86 203V204H85ZM88 203H90V205L88 204ZM91 203H93V207H92V204ZM36 204V205H35ZM32 205V206H31ZM48 205V206H47ZM85 205H86V207H85ZM89 205V206H88ZM175 205V203H174V205L172 204V206H175L176 208H177V206ZM225 205H224V208H226L225 207ZM41 206V207H40ZM45 206H47V207H45ZM171 206V207H172ZM206 206V205H205ZM258 206V207H257ZM24 207H23V213H24ZM39 207H40V209H39ZM56 208L57 210H55V209H53V208ZM90 207H91V210H90ZM189 207H191L192 208V205L191 206H189ZM188 207V208H189ZM40 210V211H38V209ZM50 208V209H49ZM62 208V207H61ZM203 208V207H202ZM221 209H222V207H220ZM28 209V210H27ZM46 209H48V210H51V213L49 214V212H48V215H49V218L47 217V216H44V213L43 212H45L46 213ZM52 209L53 210H55V211H52ZM86 209H89V210H87L86 211ZM190 209V208H189ZM189 209L187 210V209H182V211L181 212H184L185 210H187L186 212H184V213H188V211H189ZM193 209V208H192ZM204 209V208H203ZM210 209V208H209ZM209 209H208V206H207V210H208V214L207 215H209L213 210L212 209H210L211 210V212H209ZM33 210V211H32ZM45 210V211H44ZM61 210V209H60ZM85 210V211H84ZM191 210V209H190ZM207 210H206V208L204 209V210H202L203 212L205 211V212H207ZM215 211H217V210H215ZM218 211H221L220 209H218ZM218 211H217V214L219 215V213H218ZM222 211H225V209L223 210L222 209ZM221 211V212H222ZM30 212V213H29ZM56 213V214H58V215H55L54 213ZM60 212V211H59ZM82 212V213H81ZM85 212V213H84ZM26 213V212H25ZM79 213H77V214H79ZM87 213V214H86ZM189 213H191L190 211H189ZM225 214H226V212H224ZM243 213H245V212H243ZM29 214H31L29 217L28 216H26V215H29ZM36 214V215H35ZM53 214H54V216H53ZM76 214V215H77ZM90 214V217H92V215ZM211 214H216V212L215 213H211ZM223 214V213H222ZM221 215V216H219L220 218L221 217H224L225 216V218L224 219H226V217H227V215ZM42 215V217H44V218H42V217H40ZM45 215H47V213L45 214ZM52 215V216H51ZM75 215V216H76ZM207 215H205V216H207ZM37 216V217H36ZM202 216H204L203 214H202ZM26 217L27 218H29L28 219V222L26 221L27 219H26ZM63 218H64V215L62 216ZM77 217H78V215H77ZM240 217H242V214L240 215ZM19 218H20V220H19ZM37 218H38V220H37ZM40 218V219H39ZM42 218V219H41ZM61 218V217H60ZM214 218H215V220H214ZM217 218H218V216H217ZM228 218V217H227ZM44 219V222L42 221V223H41V220H43ZM55 219V218H54ZM92 220H93V218H91ZM222 220H224L223 218H221ZM221 219H219V223H221ZM32 220H33V222H34V224L32 223ZM53 220V219H52ZM51 220V221H52ZM217 220V221H216ZM228 220V219H227ZM242 220H243V222H242ZM247 220H248V222H247ZM251 220V221H250ZM253 220V221H252ZM255 220V221H254ZM19 221V222H18ZM24 221V222H23ZM40 221V222H39ZM49 221H50V219H49ZM89 221V220H88ZM88 221H87V223H85V226H86V228H88L87 227V224H88ZM210 221V220H209ZM25 222H26V224H25ZM37 222H39V223H37ZM53 222V221H52ZM92 222V221H91ZM91 222H89V224L91 223ZM242 222V223H241ZM262 222V223H261ZM244 223V224H243ZM29 224V225H28ZM88 224V226L90 227V225ZM204 224H205V226H204ZM216 224H215V226H216ZM16 225L18 226V227H16ZM37 225V226H38ZM242 225H244V226H242ZM43 226H46V224L45 225H43ZM16 227V228H15ZM26 228L27 227V229H24V228ZM35 227V229L36 230H33V228ZM11 228V226H10V228H8V229H10V230H12L13 232H15V230H13ZM29 229V230H28ZM220 229V230H219ZM8 231V232H10V234H12L13 235V232H11V231ZM21 230H23V231H21ZM24 230H27V233H26V231H24ZM39 230V229H38ZM223 230H224V232H225V234L226 235H229V236H226L225 237V234H224V232H223ZM7 231V230H6ZM17 231V232H18ZM210 231H214L213 233H211ZM222 231V232H221ZM25 232V233H24ZM28 232H29V234H28ZM34 232V233H33ZM222 234H221V233ZM237 232H239V233H237ZM53 234H52V236L55 234L54 232H52ZM221 235H220V234ZM240 234H242V235H240ZM26 235V236H25ZM28 235V236H27ZM230 235H232V236H230ZM215 236H216V238H215ZM218 236V237H217ZM222 236V237H221ZM236 236V237H235ZM245 236V237H244ZM13 237V236H12ZM28 237V238H27ZM54 238L56 237V234L53 236ZM229 238V239H225V238ZM239 237V238H238ZM219 238V239H218ZM220 238H221V240H220ZM230 238H232V239H230ZM237 240H236V239ZM245 238V239H244ZM85 239V238H84ZM83 239V240H84ZM214 239V240H213ZM224 239V240H223ZM209 240V239H208ZM231 240H233V241H231ZM247 240H249V241H247ZM85 241V240H84ZM84 241H82V249H83V251L86 249V244H87V242H88V239H87V237H86V244H84ZM216 241V242H215ZM226 241V242H225ZM230 241H231V243H230ZM239 241V242H238ZM244 241V242H243ZM213 242H215L214 244H213ZM225 242V243H224ZM233 242V243H232ZM236 244H235V243ZM238 242V243H237ZM241 242V244H239ZM243 242V243H242ZM246 242H247V244H246ZM218 244H220V245H218ZM223 244V245H222ZM232 244V245H231ZM253 244V245H252ZM218 245V246H217ZM236 245V246H235ZM238 245V246H237ZM241 245V246H240ZM215 246H217L218 247V249H216V247ZM223 248H222V247ZM228 246V247H227ZM231 246V247H230ZM235 246V247H234ZM253 246V248H251ZM219 247H221L220 248V250H219ZM242 247V248H241ZM229 248V249H228ZM238 248H240V249H238ZM226 249H227V252H226ZM237 249V250H236ZM217 252H216V251ZM229 250V251H228ZM231 250H232V252H233V250H234V254H231L232 252H231ZM239 250V251H238ZM252 250H254L253 252L250 251ZM259 250V251H258ZM214 251H215V254H214ZM247 251V252H246ZM256 251H258V252H256ZM219 252L221 253V254H219ZM225 252V253H224ZM231 252V253H230ZM222 253H223V256H222ZM226 253H228V254H226ZM236 253V254H235ZM238 254V255H237ZM245 254V255H244ZM249 254V255H248ZM256 256V257H258V258H256L254 255ZM228 257H227V256ZM252 255H253V257H252ZM260 256V260H261V258H262V262L259 260V256ZM217 256H218V258H217ZM245 256V257H244ZM251 256V257H250ZM226 257V258H225ZM255 257V258H254ZM210 258H212V255H211V257ZM230 258V259H229ZM241 258H243V259H241ZM252 258V259H251ZM214 259V257L211 259V261H210V259L208 258V261H210V262H213L212 260ZM232 259V260H231ZM246 259V260H245ZM247 259H249V260H247ZM253 260V261H252ZM216 260H214V262H213V264H218V262L216 263L215 262ZM232 261V262H231ZM229 263V264H230ZM212 264V263H211ZM248 264V263H247Z\"/></svg>",
    "mask_w": 264,
    "mask_h": 264
}]
</instances>
